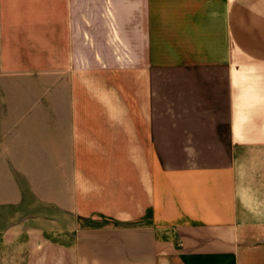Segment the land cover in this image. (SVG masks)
Masks as SVG:
<instances>
[{
  "label": "crops",
  "instance_id": "crops-1",
  "mask_svg": "<svg viewBox=\"0 0 264 264\" xmlns=\"http://www.w3.org/2000/svg\"><path fill=\"white\" fill-rule=\"evenodd\" d=\"M0 73V264H264V0H0Z\"/></svg>",
  "mask_w": 264,
  "mask_h": 264
},
{
  "label": "rangeland",
  "instance_id": "rangeland-1",
  "mask_svg": "<svg viewBox=\"0 0 264 264\" xmlns=\"http://www.w3.org/2000/svg\"><path fill=\"white\" fill-rule=\"evenodd\" d=\"M1 74V73H0ZM3 165V164H2ZM18 179H19V182L20 183H23L24 182V179H21L20 177H18ZM32 199V198H31ZM32 201H33V203L36 201V199H32ZM8 206V204H4V207L7 209V210H9V208L7 207ZM36 209H37V211H39L38 210V207H36ZM9 212H10V210H9ZM36 213H39V212H36Z\"/></svg>",
  "mask_w": 264,
  "mask_h": 264
}]
</instances>
